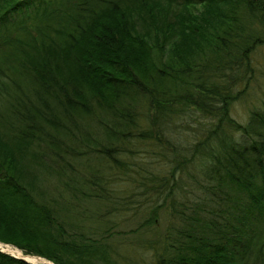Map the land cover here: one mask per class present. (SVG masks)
Wrapping results in <instances>:
<instances>
[{"label": "trees", "instance_id": "16d2710c", "mask_svg": "<svg viewBox=\"0 0 264 264\" xmlns=\"http://www.w3.org/2000/svg\"><path fill=\"white\" fill-rule=\"evenodd\" d=\"M262 44L264 0H0V241L140 264L81 205L118 169L158 202L132 232L172 216L154 264H264V102L229 115Z\"/></svg>", "mask_w": 264, "mask_h": 264}, {"label": "rangeland", "instance_id": "374dc122", "mask_svg": "<svg viewBox=\"0 0 264 264\" xmlns=\"http://www.w3.org/2000/svg\"><path fill=\"white\" fill-rule=\"evenodd\" d=\"M253 66L254 68L250 74L251 78L249 79L247 89L243 93L236 96V98H234L229 105V115L239 122H244L247 118L248 112L259 107L262 102H264V44L258 47ZM141 154L143 155V153H137V155H140L139 157H141ZM144 157L145 161L153 162V159L149 160V156L147 154H145ZM160 159V157L154 158V160L157 161L156 163H161ZM90 162L94 163L93 160ZM105 165L106 164L100 168H102V173L107 174L108 169L107 167H104ZM109 171L116 174L114 176L115 181L109 185V188L115 189L113 192L116 195L117 204L115 207L118 206L121 207V209L114 208L111 210L112 212H110L113 202H110L109 199L95 201L94 199H90L89 202L83 201L81 205L90 209L88 211L89 214L94 213L93 210H99V213H104V222L109 221L116 224L115 227L111 228L110 234L112 235L109 237V241L114 242V246L121 248L126 243L125 254H127L131 259H134L135 261L138 260L140 264H154L155 259L153 252L150 250L147 243L148 238H154L155 232L158 233L163 227H166V222L171 220L172 216L166 217L165 215H159L156 218L158 225L154 226L152 233L151 226H145L139 232H132L131 230L135 229V227L142 220L149 218L151 215L150 208L158 202H155L154 197H151V195H144L143 193H139L140 190H135L136 186H133L132 182L126 180L124 176H122V170L119 171L118 169H113L112 171ZM46 176L47 174H45L44 180H46ZM55 181V178L51 179L49 185L52 186ZM109 222L103 223L102 229H106L108 224H110ZM86 229H89V232H91L94 228L86 227ZM0 242L6 244L0 245L8 252H10L9 248L14 250L17 249L15 248L16 246L11 243L3 241ZM14 253L15 252H13V254Z\"/></svg>", "mask_w": 264, "mask_h": 264}, {"label": "bare ground", "instance_id": "6f19581e", "mask_svg": "<svg viewBox=\"0 0 264 264\" xmlns=\"http://www.w3.org/2000/svg\"><path fill=\"white\" fill-rule=\"evenodd\" d=\"M12 252H15L17 255H20L25 260L33 263V264H54L51 261L36 257L34 255L24 254L23 252L17 251V250H11Z\"/></svg>", "mask_w": 264, "mask_h": 264}]
</instances>
